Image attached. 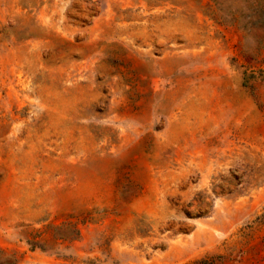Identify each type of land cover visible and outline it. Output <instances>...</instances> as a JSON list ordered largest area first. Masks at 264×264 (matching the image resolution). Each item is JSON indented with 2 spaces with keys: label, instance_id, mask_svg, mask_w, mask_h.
Wrapping results in <instances>:
<instances>
[{
  "label": "rangeland",
  "instance_id": "1",
  "mask_svg": "<svg viewBox=\"0 0 264 264\" xmlns=\"http://www.w3.org/2000/svg\"><path fill=\"white\" fill-rule=\"evenodd\" d=\"M260 13L0 0V264H264Z\"/></svg>",
  "mask_w": 264,
  "mask_h": 264
},
{
  "label": "trees",
  "instance_id": "2",
  "mask_svg": "<svg viewBox=\"0 0 264 264\" xmlns=\"http://www.w3.org/2000/svg\"><path fill=\"white\" fill-rule=\"evenodd\" d=\"M262 15H264V13H260V16H262ZM234 20H235L234 22L236 23L238 19L235 17Z\"/></svg>",
  "mask_w": 264,
  "mask_h": 264
}]
</instances>
